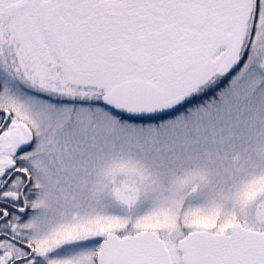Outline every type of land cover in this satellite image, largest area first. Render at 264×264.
Segmentation results:
<instances>
[{"label":"snow or ice","instance_id":"obj_1","mask_svg":"<svg viewBox=\"0 0 264 264\" xmlns=\"http://www.w3.org/2000/svg\"><path fill=\"white\" fill-rule=\"evenodd\" d=\"M0 264H264V0H0Z\"/></svg>","mask_w":264,"mask_h":264}]
</instances>
